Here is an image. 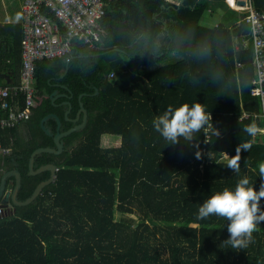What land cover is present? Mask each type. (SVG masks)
I'll use <instances>...</instances> for the list:
<instances>
[{
  "label": "trees",
  "instance_id": "16d2710c",
  "mask_svg": "<svg viewBox=\"0 0 264 264\" xmlns=\"http://www.w3.org/2000/svg\"><path fill=\"white\" fill-rule=\"evenodd\" d=\"M106 1L99 47L74 40L70 68L61 79L75 101L88 94V125L67 138L68 146L79 143L60 156L56 181L34 203L15 213L11 206L0 217V264H264V222L247 248L231 249L224 242L228 221L215 215L197 219L214 192L234 189L245 176L257 191L264 184L259 177L264 134L258 131L264 121L255 116L263 109L251 94L254 49L250 43L235 47L237 37L251 30L244 15L236 23L211 26L202 21L216 12L217 0ZM253 2L264 11V0ZM16 35L14 46L23 49L21 32ZM155 40L163 44L156 48ZM12 51L10 68L20 75ZM173 53L180 59L171 63ZM67 63L64 58L37 62L40 98L29 121L41 133L50 80L60 77ZM153 64L161 66L145 69L149 89L141 92L128 72ZM196 102L211 121L191 143L167 146L153 129V118L169 105ZM244 112L251 117L241 119ZM247 126L255 127V135L243 131ZM244 142L252 148L241 151L237 174L227 164ZM33 151L19 160L22 201L46 178L28 174ZM55 158L47 154L41 164ZM260 207L264 210V198Z\"/></svg>",
  "mask_w": 264,
  "mask_h": 264
},
{
  "label": "built area",
  "instance_id": "2783aa9c",
  "mask_svg": "<svg viewBox=\"0 0 264 264\" xmlns=\"http://www.w3.org/2000/svg\"><path fill=\"white\" fill-rule=\"evenodd\" d=\"M231 8L244 15L245 23L251 28L249 35L236 39L235 47L240 50L249 43L253 45L255 77L251 94L261 100L262 113L255 116L264 121V11L256 8L253 0H233ZM106 13V0H24L20 83L0 86V131L16 128L31 119L38 96L37 62L64 58L70 63L74 40L89 49H97L102 41L100 21ZM238 67L242 64L238 63ZM249 117L250 113H244L241 119ZM10 151L0 146V154ZM4 212L0 208V215Z\"/></svg>",
  "mask_w": 264,
  "mask_h": 264
},
{
  "label": "crops",
  "instance_id": "0c3cea01",
  "mask_svg": "<svg viewBox=\"0 0 264 264\" xmlns=\"http://www.w3.org/2000/svg\"><path fill=\"white\" fill-rule=\"evenodd\" d=\"M169 1H174V0H169ZM175 1H177V0H175ZM222 1L227 3V6L230 8V10L232 9L231 8V2L233 0H222ZM241 1L245 2V0H241ZM23 4H24V0H0V86H11L13 84L20 83L19 73L16 74L15 71L11 70V68H10V65H13V62H12L13 60L11 59L10 54L13 52L12 51V48H13V50L15 51L14 63L16 65H19L22 68L21 59L23 62V57H22L23 49H19L18 46L15 47L14 45L16 43L15 39L17 38L16 34H18L20 36V32H21V36H22L21 39H23V37H24ZM221 12H222V10H219V8H218L217 11L214 12L210 16L212 18V22L211 23H205V24L213 26V25H216V22L221 21V22H226L227 24L230 25V23L232 24V23H236L237 20L239 21V15H241L240 13H237L235 11L238 14V17L235 19L236 20L235 21V20L229 19V17H230L229 15L221 14ZM207 18H209V17L207 16ZM241 36H244V35H241ZM241 36H239V37H241ZM239 37H237V39ZM162 44L163 43L161 42V40H155V47L156 48H159ZM21 51H22V53H21ZM173 55L177 57V60L176 59L173 60ZM147 56H149V55H147ZM179 59H180V57H178L176 55V53H173L169 57L168 61L171 63H174V62H177ZM160 66H161V64H153V65L145 66V67H142L139 69L131 68L130 71L128 72V74H130V73L132 74L133 70L138 72V75L135 74V76H134L135 79L132 78L133 82L135 83V86L138 88L139 91L145 92L149 89V85H148L147 81H146V83L143 82V79L146 80V78L144 77L145 71H146L145 69H151V68H156V67H160ZM65 76H66V74H65V70H64L60 77L51 78V80H50V82H51V84H50L51 93L49 94L50 107L48 108L49 111H47V114L42 116L40 119L41 128H42L43 119L50 114H55V115H57V117H59L61 119V122H62L61 124L58 123L57 119L54 116L50 117L46 121V125H47L48 129H50V131L52 132L53 135L57 134L59 131H67L82 121L83 114H81L80 120L78 122H75L74 120L77 119L78 113L80 111V101L82 100L84 102V97L88 95L87 93H82V94H84L83 97L80 99V96L82 95V94H80L77 101H75L74 91L72 90L70 85L61 82V79L64 78ZM36 83H37V79H36ZM64 85L69 86L70 89L73 91L72 96L69 94L68 90H66L63 87ZM97 90H98V88H96L95 95H97L99 93V90L98 91ZM55 91H57V98L55 100H53L52 96H53V93ZM37 95H38V93H37ZM67 95H69V98L67 97ZM39 98L40 97L38 95L37 99H36V106H37ZM68 101L71 102V104H72L71 109L67 105ZM85 107H86V105H85ZM87 110H88V108H87ZM68 112H69V114H67ZM244 113H249V112H244ZM31 119H32V117H31ZM88 122H89V120H88ZM84 129H82L80 131H75V132H81ZM42 130H43V128H42ZM43 132L44 133H41L40 131H38V129L34 126V122L31 123L29 120L22 123L21 125H19L16 128L3 129L0 131V146L5 147V148H10V150H11L9 154H0V186H1L2 178L7 172L18 169L22 173L23 167L19 163V160H21L23 157L21 154H24L25 152H27L31 148H34V151L31 153L30 158H29V163H28L29 164L28 165L29 173L28 174L30 176H37V175L38 176H42V175L45 176L46 178L43 179L42 181L50 178V176H51L50 171L42 172V173L37 174V175H31L30 174V159H31L32 154L36 151V149L41 148V147H52V148L57 147L55 140H54V137L45 133L44 130H43ZM75 132H73V133H75ZM73 133L69 134L68 136H66L64 138V150L62 151V153H60V154L41 153V154L37 155L36 160L34 162L35 169L37 170L45 164L55 163L56 165H58V170H57V173H58V171L60 169V166H59V163L61 160L60 156L67 150V148L70 149L72 146L76 147L79 143L78 140H75L74 142H71V144L68 146L67 138L70 135H72ZM20 151H21V153H20ZM47 154L53 155L56 158L51 160L48 163L41 164L42 160H44L46 158ZM214 154L216 155V153H214ZM26 167H24V168H26ZM22 176H23V173H22ZM56 178H57V175H56ZM55 181H56V179H55ZM54 182H52V183H54ZM15 186H16V178L15 177H9L7 180L6 192H8V191L12 192L14 190ZM22 187H23V185H22ZM21 190H22V188H21ZM11 206L12 205H10L8 208H6L5 211L7 209L9 210L10 208H12ZM2 215H4V213Z\"/></svg>",
  "mask_w": 264,
  "mask_h": 264
},
{
  "label": "clouds",
  "instance_id": "9594fccd",
  "mask_svg": "<svg viewBox=\"0 0 264 264\" xmlns=\"http://www.w3.org/2000/svg\"><path fill=\"white\" fill-rule=\"evenodd\" d=\"M211 119L210 112L206 111L201 103H184L178 107L169 105L162 114L153 118L152 127L167 142V146H174L181 141L191 143L196 133L206 128ZM243 131L253 136L256 130L254 126H247ZM215 134L218 136L219 132L216 131ZM251 148V143H240L236 155L228 161L227 168L238 174L240 153L242 150L250 151ZM259 177L264 178V163L259 164ZM262 198L264 184H261L257 191L245 176L237 182L234 189L226 187L206 199L198 209L197 219L205 220L213 215L224 218L228 221L229 233V238L224 242L230 245L231 249H245L252 242V234L257 225L264 222V210L260 207Z\"/></svg>",
  "mask_w": 264,
  "mask_h": 264
},
{
  "label": "water",
  "instance_id": "95a60500",
  "mask_svg": "<svg viewBox=\"0 0 264 264\" xmlns=\"http://www.w3.org/2000/svg\"><path fill=\"white\" fill-rule=\"evenodd\" d=\"M114 50L120 51L121 49L115 48ZM69 68H70V63H67V66L65 69V74H67V72L69 71ZM63 87L66 90H68V92L71 96L73 95V91L70 89L69 86L64 85ZM83 95L84 94H82L80 96V99L83 97ZM52 97H53V100H55L57 98V91H55L53 93ZM67 97L69 98V95H67ZM67 105L70 107V109L72 108L71 102L68 101ZM67 114H69V112ZM81 114H83V118H82V121L80 123L76 124L75 126H73L71 129H69L67 131H59L55 135H53L52 132L50 131V129H48V127L46 125V121L50 117L54 116L57 119L58 123L61 124L62 123L61 119L59 117H57V115H55V114H50L43 119L42 128L45 131V133L54 137V140H55L57 147L56 148L41 147V148L36 149V151L32 154L31 159H30V174L31 175H37V174H40L42 172L50 171L51 176L49 179L42 181L36 187L33 194L28 199H26L25 201H22L19 199V193H20V190H21L22 185H23V176H22L21 171L16 169V170H12V171L7 172L2 178V182H1V186H0V208L6 209L10 205H12L15 207L13 209L12 213H15L17 211V209H16L17 207L27 206V205L34 203L37 200V198L42 194V191L44 190V188H46L52 182L55 181L56 175H57V170H58V165H56L55 163L45 164L36 170L35 166H34V162L36 160L37 155H39L41 153H52V154L62 153V151L64 150V138L66 136H68L69 134L75 132V131H80V130L86 128V126L88 124V120H89V112H88L87 108L85 107V104L82 100L80 101V111L78 113L77 119L74 120L75 122H78L80 120ZM9 177H15L16 178V186L12 192H9V191L6 192L7 180ZM0 217H1V215H0Z\"/></svg>",
  "mask_w": 264,
  "mask_h": 264
},
{
  "label": "rangeland",
  "instance_id": "374dc122",
  "mask_svg": "<svg viewBox=\"0 0 264 264\" xmlns=\"http://www.w3.org/2000/svg\"><path fill=\"white\" fill-rule=\"evenodd\" d=\"M214 5H216V11H217V9L219 8V10H222L221 14H226V15H229V16H230L229 19H231V20H235V19L238 17V14H237L233 9L230 10V8L227 6V3H225L224 1H222V0H217L216 2L213 3V6H214ZM221 14H220V15H221ZM207 16H208L209 18H207ZM207 16H206L205 19L202 21V23H211V22H212V18L210 17V15L208 14ZM229 19H228V20H229ZM231 20H230V21H231ZM235 21H236V20H235ZM175 59L177 60V57L173 55V60H175ZM135 74L138 75V72H136V71L133 70V73H132L133 79H135V77H134ZM143 82L146 83V80L143 79ZM258 131H260L261 133L264 134V131H263L262 129H259V128H258ZM216 156H217V155L212 154V158H213V159L216 158ZM219 160H220V161H225V160H226V157H225V156H224V157H221V158H219ZM115 216H116L117 218H119V217H120V213H119L118 211H115Z\"/></svg>",
  "mask_w": 264,
  "mask_h": 264
},
{
  "label": "flooded vegetation",
  "instance_id": "af4514ba",
  "mask_svg": "<svg viewBox=\"0 0 264 264\" xmlns=\"http://www.w3.org/2000/svg\"><path fill=\"white\" fill-rule=\"evenodd\" d=\"M5 210V209H4Z\"/></svg>",
  "mask_w": 264,
  "mask_h": 264
}]
</instances>
